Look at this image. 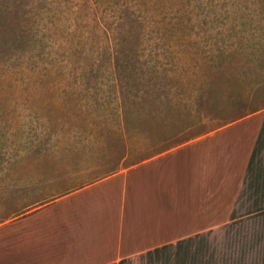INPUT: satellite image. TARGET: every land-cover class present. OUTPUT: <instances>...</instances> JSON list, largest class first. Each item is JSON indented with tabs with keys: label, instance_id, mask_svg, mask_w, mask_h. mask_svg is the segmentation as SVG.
I'll return each mask as SVG.
<instances>
[{
	"label": "rangeland",
	"instance_id": "374dc122",
	"mask_svg": "<svg viewBox=\"0 0 264 264\" xmlns=\"http://www.w3.org/2000/svg\"><path fill=\"white\" fill-rule=\"evenodd\" d=\"M262 106L264 0H0V264L51 237L56 193Z\"/></svg>",
	"mask_w": 264,
	"mask_h": 264
},
{
	"label": "crops",
	"instance_id": "0c3cea01",
	"mask_svg": "<svg viewBox=\"0 0 264 264\" xmlns=\"http://www.w3.org/2000/svg\"><path fill=\"white\" fill-rule=\"evenodd\" d=\"M46 211L45 242L22 226L28 244L4 243L22 264H264V107L64 189L36 218Z\"/></svg>",
	"mask_w": 264,
	"mask_h": 264
},
{
	"label": "trees",
	"instance_id": "16d2710c",
	"mask_svg": "<svg viewBox=\"0 0 264 264\" xmlns=\"http://www.w3.org/2000/svg\"><path fill=\"white\" fill-rule=\"evenodd\" d=\"M117 67V64H116ZM103 99L107 96H102ZM110 97L115 100V106H113L111 108V110H114V112H116L115 114L117 115V120L113 123L114 128L112 129V131L115 133L117 140L118 141H124L125 143V149H127V138L130 133L129 128L127 126L128 121V117H125L126 112H127V108H126V104H125V95H124V90H122L121 86L119 84H117L115 87H113L110 91ZM264 106H262L263 108ZM257 110H252V112H256ZM251 112V113H252ZM127 126V127H125ZM96 140L99 142V138H96ZM99 144V143H98ZM113 171V169H111L109 172L111 173ZM100 176H98L97 178H99ZM95 178V179H97ZM82 184H80L79 186H81Z\"/></svg>",
	"mask_w": 264,
	"mask_h": 264
}]
</instances>
